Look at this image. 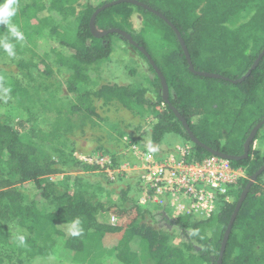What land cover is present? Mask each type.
Segmentation results:
<instances>
[{"label": "trees", "instance_id": "trees-1", "mask_svg": "<svg viewBox=\"0 0 264 264\" xmlns=\"http://www.w3.org/2000/svg\"><path fill=\"white\" fill-rule=\"evenodd\" d=\"M113 1L17 0L12 23L23 32V41L10 37L7 27L0 24V40L13 43L16 53L9 57L0 47V62L4 61L0 66V264H32L36 258L60 257L64 252L71 253V261L76 264H104L108 257L115 264H216L236 202L250 176L264 164V156L256 151L249 152L246 158L232 160V165L241 168L245 177L229 193V201L220 198L208 219L168 217L160 228L153 225L159 214L152 212L157 208L138 206L141 190L135 179L121 192L118 203L107 191L103 196L89 192V186L82 185V176L74 178L76 184L71 190L69 176H65L64 182L49 180V176L63 173L60 164L64 166L65 157L54 149L52 153L60 162L55 161L46 145L60 139L65 143L69 133L82 134L81 119L95 116L101 121L95 107L98 102L105 107L116 103L142 119L147 115L153 118L149 129L138 138L125 132L119 137L146 149L141 144L144 137L150 143L160 144L166 136H174L181 140L180 144L192 145L197 161L211 154L190 141L172 109L186 121L200 143L232 157L243 155L249 132L264 119V55L247 77L232 83L245 75L264 48V0H137L174 25L195 70L219 74L228 81L190 73L172 29L149 11L121 3L96 16L97 32L118 25L132 33L131 19L135 14L143 16L145 28L155 20L163 26L164 30L159 32L167 51L160 63L153 62L165 78L168 103L162 100L157 75L136 48L115 33L95 36L91 32L92 14ZM127 34L149 53L139 34ZM113 37L122 39L145 58L154 74L148 82L149 89L141 85L94 86L92 76L102 65L98 63L109 59ZM42 39H48L52 45V62H48L49 54L41 56L36 51ZM7 62L16 69L15 73L6 69ZM51 63L70 73L64 79H54ZM148 90L154 95L153 101L146 97ZM6 95L19 106L15 107L16 116L14 106L2 97ZM38 119L39 123L48 122L47 130L37 127ZM216 124L225 131L221 135L223 141L220 139L222 145L215 135ZM125 148L122 145L120 151L114 152L97 145L95 151L109 155L112 167H118L130 159L123 154ZM71 161L81 172L95 169ZM104 174L107 184L115 181ZM263 177L264 172L241 204L221 264H264ZM76 218L81 220L83 229L79 236L70 232ZM146 218L152 224H147ZM19 235L25 237L22 245L17 239ZM133 241L143 247L139 255L130 249Z\"/></svg>", "mask_w": 264, "mask_h": 264}, {"label": "rangeland", "instance_id": "rangeland-1", "mask_svg": "<svg viewBox=\"0 0 264 264\" xmlns=\"http://www.w3.org/2000/svg\"><path fill=\"white\" fill-rule=\"evenodd\" d=\"M244 18V17H243ZM155 20V19H154ZM131 26H132V33L137 35L139 34L140 40L143 41L144 46L148 50L149 56H151L155 62L160 63L162 61V55L166 54L165 52L167 49H163V41L161 38V33L159 30L163 29V26L158 23L157 20L154 21V24L150 27L145 28L143 26V16L140 14H135L131 19ZM157 26V30H154ZM145 28L146 31H143ZM115 29L121 30L126 33L132 34L129 30H127L124 27H119L118 25L115 27ZM132 34V35H133ZM134 36V35H133ZM135 37V36H134ZM114 41V47L112 50V53L109 57V59L102 61L98 64H102L100 67H98V72L92 76V82H94L95 87H99L100 85H119V86H143L147 89H149L148 82L152 81L154 78L153 72L148 68V64L145 60V58L139 54V52L131 47L130 45H127L123 42L122 39H119L117 37H113ZM137 38V37H136ZM170 39V38H169ZM168 39V41H169ZM52 45L48 41V39H42L39 40L37 44L36 51L39 54L44 55V53H47L50 55V59L48 62H52V56L49 52V48ZM54 46V45H53ZM4 63V61L0 62V66ZM6 66V64H3ZM5 69V68H4ZM10 72L15 73V70L13 65H11L9 62H7V67ZM51 69L54 72L53 77L56 80L64 79L68 73H70L69 70H66L65 68H61L60 70L56 65H53L51 63ZM64 87V86H63ZM63 87H61L63 91ZM161 87V86H160ZM161 89V88H160ZM150 91V90H148ZM1 94V93H0ZM160 94L162 95V92L160 90ZM4 95V94H2ZM3 98H7V103L14 106L13 113L16 116V108L19 107L15 102L14 99H11L7 95ZM146 97L153 101L154 95L151 94V91L146 94ZM163 106V105H161ZM22 107V106H20ZM96 107V113L100 117L101 121L97 119V117H91L88 120L81 119L82 121V130L83 133H77L76 135L68 134L67 139L65 143L62 141L63 139H60L59 142H55L52 145H46V150L50 152L53 155V159L57 162H60L59 159H57L56 154L54 152L52 153V150L57 149L60 150V152H63L65 159L63 162L65 163L64 166H62L60 163V166L64 169L63 173H60L58 175H52L49 176V180L58 183L60 181L64 182L65 176H69L70 180L68 181V185L70 190L75 188V182L74 178L76 176H82L83 179H85L83 186L88 185L89 192L96 194V195H105L107 191L109 193V197L115 202L118 203L119 195L121 194L124 189H126L127 184L131 183L134 184L135 181L133 180L134 175H130L129 177L125 178L124 176L120 175L122 172H118L117 169H113L112 171H108V177L111 179L115 178V181L113 183L107 184L106 181H104V173L107 171L105 169H102L100 167H96V165L89 163V158L91 154H93L96 149L97 145H102L105 148H108L110 151L118 152L121 150V147L123 145V139L125 137H119L120 133L125 132L126 134H129L133 136V138H138L141 136L142 132L149 129V125L151 124L153 118H151L150 115H147L145 118H141L140 116L132 113L129 110L124 109L118 104H111L109 106H102L100 102L95 104ZM15 111V112H14ZM23 111V110H22ZM24 112V111H23ZM26 113V112H24ZM52 116V115H51ZM39 118V115H38ZM50 121H52V117H49ZM221 116H219V119ZM263 120V119H262ZM94 124V125H92ZM48 122H42L39 123V119L37 120V127H41L42 129L47 130L48 129ZM135 127H138L139 129L136 130ZM216 137L218 138V142L221 143L224 139L221 138V135L225 132L223 129H221L220 124H216ZM125 134V135H126ZM124 135V136H125ZM142 138V137H141ZM222 139V141H220ZM64 143V144H62ZM181 140L174 136H166L164 140L161 141L160 144L156 143H150L148 139L144 137L142 139L141 144L145 148H157L156 151H160L161 153H168L169 151L174 150L176 147L181 145ZM71 153L70 157H68V154ZM256 151L259 156H264V124L258 129L257 133L254 136L253 142L249 145V152ZM100 152V151H99ZM75 160V162H82L84 164H87L89 166H95V169H92L88 172H81L80 169L74 168V163L71 161ZM117 176L119 178H122V180H118ZM264 180V177H263ZM88 183H87V182ZM77 186V185H76ZM104 189L103 190H101ZM139 192V191H138ZM137 192V194H138ZM132 196H135V193L132 194ZM138 196V195H137ZM156 215L160 213L159 212H152ZM164 214L168 215L169 212H163ZM159 216V215H158ZM156 216V218L158 217ZM169 217H171L169 215ZM147 224H152V220L150 218H146ZM153 225L156 228L163 227L164 225H158L156 222ZM182 239V238H181ZM183 240V239H182ZM130 249L132 253L135 255H139L143 247L141 244H139L137 241H133L130 243ZM72 255L71 253H63V255L59 256H53V257H46V258H36L31 261L32 264H76L72 261ZM104 264H115V260H113L112 257L105 258Z\"/></svg>", "mask_w": 264, "mask_h": 264}, {"label": "built area", "instance_id": "built-area-1", "mask_svg": "<svg viewBox=\"0 0 264 264\" xmlns=\"http://www.w3.org/2000/svg\"><path fill=\"white\" fill-rule=\"evenodd\" d=\"M123 141L126 146L123 154L130 159L118 167H112L111 157L101 152L91 154L88 161L106 173L116 168L125 178L134 175L141 190L137 204L141 208H157L154 212L160 211L156 218L158 225H164L169 215L171 220L179 216L194 220L210 218L219 199L229 201V193L245 177L244 171L227 159L210 155L195 160L188 143L163 154L157 148L143 149L126 138ZM110 221L115 222L114 218Z\"/></svg>", "mask_w": 264, "mask_h": 264}, {"label": "water", "instance_id": "water-1", "mask_svg": "<svg viewBox=\"0 0 264 264\" xmlns=\"http://www.w3.org/2000/svg\"><path fill=\"white\" fill-rule=\"evenodd\" d=\"M121 3H129L132 4L134 6H138L146 11H149L150 13L154 14L155 16H157L158 18H160L163 22H165V24L170 27L173 31V33L176 36V39L179 43V46L182 50V53L184 55V58L187 62V66H188V71L190 73H192L193 75L196 76H200V77H205V78H212V79H222V80H226L228 81L229 79L226 77H223L219 74H214V73H205V72H201V71H197L194 69L190 56L188 54V51L184 45L183 39L180 35V33L178 32V30L174 27L173 24H171V22H169L165 16H163L162 14H160L159 12H157L156 10H154L153 8L149 7L148 5H145L143 3L138 2L137 0H115L113 2L107 3L102 5L100 8L96 9L95 12L92 14L90 22H89V28L91 30V32L95 35V36H102L104 34H108V33H115L119 36H121L122 38H124L131 46H133L134 48H136L148 61V63L150 64V66L152 67L153 71L155 72V74L157 75L159 81H160V86H161V92H162V100L166 103H168V87L165 81V78L163 77L162 73L160 72V70L157 68V66L155 65V63L153 62V60L151 59V57L149 56V54L147 53V51L142 47L139 46L132 38L129 34H127L126 32H123L121 30L115 29V28H111L108 29L104 32H97L94 29V21L96 16L102 12L103 10L117 5V4H121ZM264 55V48L261 51V53L259 54V56L257 57V59L255 60V62L251 65V67L249 68V70H247V72L245 73V75L240 78L237 81H232V83H236V82H241L245 77H247L250 72L255 69L256 65L258 64V62L260 61V59L263 57ZM173 114L175 115V117L180 121L183 129L185 130L187 136L189 137L190 141L194 144L197 145L201 148H204L207 152H209L211 155L214 156H218L224 159H227L229 161L232 160H237V159H243L246 158L248 156L249 153V145L253 142L254 136L257 133L258 129L264 124V119L259 122L258 124H256L252 130L249 132L244 144H243V155L240 157H232V156H228L226 154L220 153L218 151H214L208 147H206L204 144L200 143L195 136L192 134V132L190 131L186 121L177 113V111L175 109H172ZM264 172V164L252 175L250 176V178L248 179V182L245 186V188L243 189V191L240 194V197L238 199V201L236 202L234 211L230 217V220L228 222V225L226 227V230L224 232L223 238H222V242L220 245V249H219V254H218V259L216 261V264H221V259L223 257V253L225 251V247H226V243L233 225V222L238 214V211L241 207L242 202L244 201L249 188L255 183L256 179L258 176H260L262 173Z\"/></svg>", "mask_w": 264, "mask_h": 264}, {"label": "clouds", "instance_id": "clouds-1", "mask_svg": "<svg viewBox=\"0 0 264 264\" xmlns=\"http://www.w3.org/2000/svg\"><path fill=\"white\" fill-rule=\"evenodd\" d=\"M17 0H2L0 2V24L5 25L8 29L10 37L15 38L17 41H23L25 39L23 32L12 23V18L17 13L16 7ZM0 47L9 57H15L14 44L9 42L7 39L0 40ZM154 151V149H152ZM81 220L76 218L71 225L70 232L73 236H79L82 234ZM19 243L22 245L25 241L23 235L17 237Z\"/></svg>", "mask_w": 264, "mask_h": 264}]
</instances>
